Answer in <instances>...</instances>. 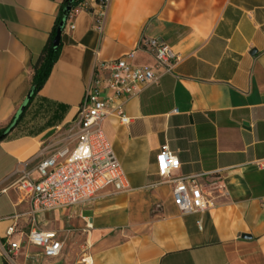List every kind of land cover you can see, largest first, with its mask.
<instances>
[{"label": "crops", "instance_id": "crops-1", "mask_svg": "<svg viewBox=\"0 0 264 264\" xmlns=\"http://www.w3.org/2000/svg\"><path fill=\"white\" fill-rule=\"evenodd\" d=\"M63 2L0 0V129L28 101ZM88 5L69 17L48 81L0 143V264H80L88 248L93 264H264V0ZM151 39L180 61L126 100L129 125L115 116L103 122L127 189L108 187L88 204L34 215L16 190L20 172L37 178L44 144L75 120L97 65L155 66L138 49ZM164 146L180 160L176 176L215 173L228 195L213 209L183 214L173 186L157 175ZM212 181L202 182L206 192ZM11 227L16 234L8 238ZM31 230L57 232L62 255L43 258L26 243ZM11 242L23 245L10 257Z\"/></svg>", "mask_w": 264, "mask_h": 264}, {"label": "built area", "instance_id": "built-area-1", "mask_svg": "<svg viewBox=\"0 0 264 264\" xmlns=\"http://www.w3.org/2000/svg\"><path fill=\"white\" fill-rule=\"evenodd\" d=\"M89 2L98 3L104 11L110 0H87L82 10L89 9ZM70 29L74 26L70 25ZM138 49L150 53L155 66L136 67L126 59L97 65L75 120L44 144V155L35 169L37 178L26 169L20 172L16 190L29 202L34 215L88 204L108 187L127 189L122 166L105 135L103 122L115 116L122 125H129L132 120L124 111L126 100L140 95L162 75L172 73L174 64L180 61L170 46L158 39L141 42ZM258 165L264 167V163ZM156 166L160 184L167 182L173 186L174 203L183 214L213 209L219 197L228 195L215 173L176 176L181 163L168 146L156 156ZM206 179L213 180L212 189L207 192L202 185ZM15 234V227L7 231L8 238ZM26 243L39 248L46 259H57L64 250L62 239L54 231L31 230ZM22 245L23 242L9 243L7 256H16ZM88 249L80 264H93ZM39 258L35 255L33 261L38 262Z\"/></svg>", "mask_w": 264, "mask_h": 264}, {"label": "trees", "instance_id": "trees-1", "mask_svg": "<svg viewBox=\"0 0 264 264\" xmlns=\"http://www.w3.org/2000/svg\"><path fill=\"white\" fill-rule=\"evenodd\" d=\"M99 1L100 0H96V2ZM86 2L87 0H64V2L62 3L59 16L56 20L50 38L46 46L44 47L38 62L33 67L32 89L30 92V99L26 102L25 110L20 113L18 118L12 121L8 127L0 129V143L5 141L9 137V135L19 126L25 114L33 104L35 98L48 81L50 74L60 57L61 44L58 49H55L53 46V41L60 24L62 22L67 23L71 14H73L77 10H81L82 6ZM68 8L71 9L69 13L67 11Z\"/></svg>", "mask_w": 264, "mask_h": 264}, {"label": "water", "instance_id": "water-1", "mask_svg": "<svg viewBox=\"0 0 264 264\" xmlns=\"http://www.w3.org/2000/svg\"><path fill=\"white\" fill-rule=\"evenodd\" d=\"M70 10H71L70 8L67 9L68 13L70 12ZM65 26H66V22H62L60 24L58 30H57L56 36H55L54 41H53V46H54L55 49H58L60 44H61L62 33H63V30H64ZM29 99H30V96L28 97V100ZM24 110H25V106L22 107L20 113H22ZM244 237H246V236H244Z\"/></svg>", "mask_w": 264, "mask_h": 264}]
</instances>
